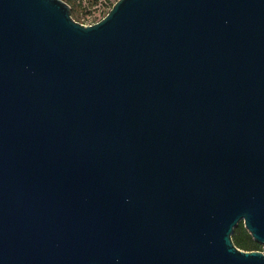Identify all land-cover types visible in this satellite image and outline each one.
Listing matches in <instances>:
<instances>
[{
    "label": "water",
    "instance_id": "1",
    "mask_svg": "<svg viewBox=\"0 0 264 264\" xmlns=\"http://www.w3.org/2000/svg\"><path fill=\"white\" fill-rule=\"evenodd\" d=\"M264 0H0V264H264Z\"/></svg>",
    "mask_w": 264,
    "mask_h": 264
},
{
    "label": "rangeland",
    "instance_id": "2",
    "mask_svg": "<svg viewBox=\"0 0 264 264\" xmlns=\"http://www.w3.org/2000/svg\"><path fill=\"white\" fill-rule=\"evenodd\" d=\"M71 7L72 18L83 25H91L99 21L109 11L116 0H101L96 4L89 3L90 0H63ZM262 251H264V244H262Z\"/></svg>",
    "mask_w": 264,
    "mask_h": 264
},
{
    "label": "trees",
    "instance_id": "3",
    "mask_svg": "<svg viewBox=\"0 0 264 264\" xmlns=\"http://www.w3.org/2000/svg\"><path fill=\"white\" fill-rule=\"evenodd\" d=\"M99 1H101V0H90L89 3L96 4ZM69 2H71V0H68V3ZM81 2H82V0H79V3H81ZM231 238H232L234 245L240 250H243V251H262V245L253 240L251 235L248 233V231L244 227V224L242 221H240L238 223V225L235 227ZM262 252H264V251H262Z\"/></svg>",
    "mask_w": 264,
    "mask_h": 264
}]
</instances>
